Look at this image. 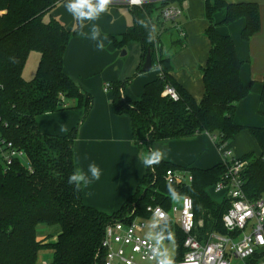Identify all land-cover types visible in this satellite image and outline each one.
Here are the masks:
<instances>
[{
  "label": "trees",
  "instance_id": "1",
  "mask_svg": "<svg viewBox=\"0 0 264 264\" xmlns=\"http://www.w3.org/2000/svg\"><path fill=\"white\" fill-rule=\"evenodd\" d=\"M174 1L148 2L130 8L131 25L120 41L115 42L123 47L131 40L138 41L141 55L136 72L142 71L148 51L152 67H157L159 72L144 85L136 101L123 95V87L129 80L111 83L112 111L129 116L137 147L201 132L216 133L220 142H229L246 129L256 140L259 153L241 155L248 160L243 171V191L247 198L255 199L264 191V126L234 123L236 105L248 94L249 85L240 79L241 61L233 40L216 29L212 15L225 8L224 23L244 17L241 37L248 40L260 27L258 5L204 0L208 22L204 34L210 47L201 69L203 95L196 101L172 77L170 58L162 51L160 35L174 27L171 22L160 20L159 10ZM58 3L65 5L66 0H0V139L21 149L32 168L28 171L18 159L6 171L0 166V264H36L38 251L43 246L53 251L48 264H99L100 242L108 223L128 221L134 216L148 218V205H161L165 209L171 206L173 200L164 179L168 169H185L192 176L190 183L172 186L181 196L191 197L195 220L202 221L197 231L199 237L212 230L224 233L221 215L228 207V199L218 202L207 192L225 171L222 163L206 169L182 167L165 160L152 168L146 166L136 191L111 213L83 202L82 181L79 189L69 184V177L78 169L73 158L74 141L93 99L63 71L67 44L72 36H79L83 31L78 24L69 30L54 17L45 19ZM138 19L155 25L154 43L147 42L148 32L137 23ZM175 43L180 44V41H173ZM31 51H38L39 59L34 77L25 80L22 71ZM167 85L176 90L178 100L164 94ZM259 98L264 105V72ZM68 101L83 110L77 124L63 136L41 132L37 117L66 107ZM167 223L175 243L173 260L177 261L184 254V235L171 220ZM39 224L58 227L54 242L48 241L49 235L37 238Z\"/></svg>",
  "mask_w": 264,
  "mask_h": 264
},
{
  "label": "crops",
  "instance_id": "2",
  "mask_svg": "<svg viewBox=\"0 0 264 264\" xmlns=\"http://www.w3.org/2000/svg\"><path fill=\"white\" fill-rule=\"evenodd\" d=\"M225 1L255 2L259 8V30L248 40L241 37V30L245 25L244 17L224 23L226 10L220 8L213 13L212 21L221 34L233 40L241 61L240 79L243 84L249 85L248 94L236 105L234 123L263 127L264 105L259 94L264 72V0ZM173 4L182 9V15L177 22L183 31V37L175 28L163 31L160 41L162 35L168 32H175L176 36L170 39V47L166 50L163 49L161 41L162 51L170 58L172 77L199 101L203 95L201 69L210 47L204 34L208 25L204 14V0H176ZM130 8L125 4L111 3L108 12L102 13L98 20L84 21L82 31L87 35L72 36L63 56V71L93 99L90 111L78 127L73 145V158L78 169L91 180L87 186L82 181V199L86 205L105 213L119 209L136 191L146 170L142 157L152 150L163 149L166 153L163 160L182 167L206 169L221 161L217 148L205 132L183 138L156 140L149 147L144 144L137 147L133 141L129 116L118 115L112 111V93L111 90L104 91L105 83L129 80L123 87V95L136 101L140 99L144 85L152 81L159 72L154 66L148 71L136 72L141 55L138 41L131 40L123 47L115 42L120 41L121 35L131 25ZM50 16L69 30L78 24L63 3L55 5L45 19ZM93 24L98 25L101 30L100 36L95 40L90 38ZM173 41H180V44H173ZM100 42L104 44L103 49L98 48ZM24 71L25 65L23 77ZM82 113V108L75 107L73 101H68L67 106L58 111L39 115L37 124L43 133L63 136L77 124ZM228 145L238 156L248 152L259 153L256 140L246 129L236 134ZM91 164L99 168V179L91 178Z\"/></svg>",
  "mask_w": 264,
  "mask_h": 264
},
{
  "label": "built area",
  "instance_id": "3",
  "mask_svg": "<svg viewBox=\"0 0 264 264\" xmlns=\"http://www.w3.org/2000/svg\"><path fill=\"white\" fill-rule=\"evenodd\" d=\"M164 0H144L161 3ZM114 4L131 5L128 0H112ZM160 20L171 22L172 26L183 37V31L177 20L182 15L180 6L168 3L159 10ZM104 91L111 90V83H105ZM164 94L173 99L178 96L176 90L167 85ZM220 155V163L224 164L225 171L213 185L215 193L228 199V207L221 215V223L224 233L207 231L202 237L198 235V229L202 226L201 220H195L193 202L191 197L183 195L189 200L186 207L184 200L179 204L174 201L168 209L161 205H148V218L134 216L128 221L114 220L108 223L103 231L100 248L102 257L99 264H157L150 252V241L140 233L147 222L152 221L156 210L159 208L165 219L171 220L183 233L182 246L184 254L182 259L173 264H231V259H239L242 264H264V191L255 199L246 197L243 186V171L248 165V160L236 155L228 145V141L220 142L218 134H209ZM18 159L28 171L31 165L25 159V153L17 149L11 142L0 139V166L6 171L14 160ZM167 183L180 185L188 184L192 176L185 169H168L164 174ZM163 223V221H161ZM40 264H48L42 260Z\"/></svg>",
  "mask_w": 264,
  "mask_h": 264
},
{
  "label": "clouds",
  "instance_id": "4",
  "mask_svg": "<svg viewBox=\"0 0 264 264\" xmlns=\"http://www.w3.org/2000/svg\"><path fill=\"white\" fill-rule=\"evenodd\" d=\"M144 0H128L131 5H142ZM112 0H66L65 7L72 14L75 20L78 22L79 28L84 27V21H95L100 18L102 13H107L109 5ZM110 14V13H109ZM113 22H115V17H113ZM137 23L145 28L148 32L147 42L154 43L155 37V25H150L145 19H138ZM91 39L95 40L100 36L101 30L98 25L93 24L91 27ZM82 35H87V33L81 32ZM98 48L103 49L104 44L100 42ZM174 100H178V96H173ZM165 151L163 149H155L150 151L147 155L142 157L143 164L149 168L159 165L165 157ZM89 171L91 173L92 179L100 178V170L95 164L89 165ZM81 181L83 185L87 186L91 180L88 176L84 174L81 170L77 169L70 177L69 184H75L76 188L79 189L81 186ZM168 192L170 198L174 202H179L181 199L184 200L185 206L189 205V200L186 197H182L177 190L169 182L167 184ZM163 221V223H161ZM161 225H163L161 227ZM151 229L154 232H149L147 239L154 241V244L150 245V252L152 256L156 259L157 264H173V260L168 255L167 249L163 246V241L165 239L171 240L173 238V233L170 230V226L165 219V214L158 208L154 214L153 222L151 224ZM264 242V241H262Z\"/></svg>",
  "mask_w": 264,
  "mask_h": 264
},
{
  "label": "rangeland",
  "instance_id": "5",
  "mask_svg": "<svg viewBox=\"0 0 264 264\" xmlns=\"http://www.w3.org/2000/svg\"><path fill=\"white\" fill-rule=\"evenodd\" d=\"M176 36L175 32H168L167 34H163L161 37V41L163 44V49L166 50L170 47V39H173ZM174 48H172L173 50ZM37 58V62H36ZM39 59V52L38 51H32L30 52L28 59L25 64V71H24V78L25 80H30L34 77L35 70L37 67ZM30 73V74H29ZM32 73V74H31ZM146 148V147H144ZM146 151V150H145ZM208 194L214 199V200H221V194H216L212 187L207 189ZM176 204H179V202H175ZM151 224L152 221L147 222L146 226L141 229L140 233L144 236H148L149 232H154L155 230L151 229ZM37 238H41L42 235H49L48 241L54 242L56 240V234L58 232V227L57 226H50V225H44V224H39L37 226ZM163 246L165 249H167L168 255L170 256L171 259L174 257L175 253V243L174 240H164L163 241ZM52 249L50 247L43 246L39 251H38V258L36 264H40L42 260H45L47 263H49L52 259ZM231 264H242V261L239 259H231Z\"/></svg>",
  "mask_w": 264,
  "mask_h": 264
},
{
  "label": "water",
  "instance_id": "6",
  "mask_svg": "<svg viewBox=\"0 0 264 264\" xmlns=\"http://www.w3.org/2000/svg\"><path fill=\"white\" fill-rule=\"evenodd\" d=\"M123 53L124 52L122 51V54ZM151 67H152L151 54L148 51L146 56H145L144 62L142 64V71H148L151 69Z\"/></svg>",
  "mask_w": 264,
  "mask_h": 264
}]
</instances>
